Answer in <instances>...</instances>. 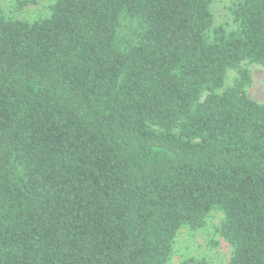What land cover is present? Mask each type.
Instances as JSON below:
<instances>
[{"label": "trees", "instance_id": "obj_1", "mask_svg": "<svg viewBox=\"0 0 264 264\" xmlns=\"http://www.w3.org/2000/svg\"><path fill=\"white\" fill-rule=\"evenodd\" d=\"M215 1L0 5V264H173L213 211L228 264H264V0Z\"/></svg>", "mask_w": 264, "mask_h": 264}, {"label": "rangeland", "instance_id": "obj_2", "mask_svg": "<svg viewBox=\"0 0 264 264\" xmlns=\"http://www.w3.org/2000/svg\"><path fill=\"white\" fill-rule=\"evenodd\" d=\"M230 2V0L215 1L214 11L218 22L226 19ZM51 3L52 0H41L38 4L28 5L23 11H18L10 0L0 1V5L6 13L23 19H32L45 14ZM242 66L249 69L252 75V82L247 87L249 96L264 103V65L245 61ZM237 76V70H229L226 87L232 85ZM223 218L224 215L221 211H213L204 229L191 231L182 228L178 233L173 264H180L185 256L206 257L210 264H228L232 255V247L216 235V229L221 225ZM212 240H217L216 247L211 245Z\"/></svg>", "mask_w": 264, "mask_h": 264}]
</instances>
